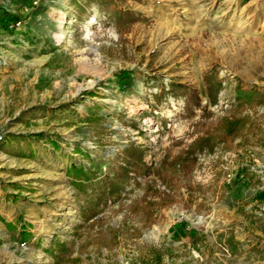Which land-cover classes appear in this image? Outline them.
<instances>
[{
  "label": "rangeland",
  "instance_id": "rangeland-1",
  "mask_svg": "<svg viewBox=\"0 0 264 264\" xmlns=\"http://www.w3.org/2000/svg\"><path fill=\"white\" fill-rule=\"evenodd\" d=\"M0 264H264V0H0Z\"/></svg>",
  "mask_w": 264,
  "mask_h": 264
},
{
  "label": "trees",
  "instance_id": "trees-1",
  "mask_svg": "<svg viewBox=\"0 0 264 264\" xmlns=\"http://www.w3.org/2000/svg\"><path fill=\"white\" fill-rule=\"evenodd\" d=\"M3 14L8 17L7 23L3 25L5 30L13 32L18 24L21 22L20 18L15 15H9L6 12ZM208 83V97L211 102L215 101V96L218 91V83L212 82L207 79ZM172 88H175L172 86ZM188 100L191 101L194 105H199V98L197 92L192 90L188 93ZM241 119H222L220 124L216 127L224 131L225 136H234L238 132V125ZM214 144L213 136L207 134L205 136H199L194 139L186 149L181 153L176 155L172 159L173 164H178L179 166H186L190 161H194V154L197 150L208 148L212 149ZM126 155L125 166H122L114 172L112 177H106L104 182L98 186L94 192V200L92 203H88L83 210L81 211L82 215L86 216V213L90 209L98 205L102 207L106 206L112 197L123 189L126 182L129 181L133 176L139 175L141 170L145 169V163L142 161V151L132 143L124 149ZM68 173L73 178V185L77 187L79 191H85L88 183L91 182L96 174L92 170L86 169L83 165H71ZM97 211L92 210L91 218L97 215Z\"/></svg>",
  "mask_w": 264,
  "mask_h": 264
},
{
  "label": "crops",
  "instance_id": "crops-1",
  "mask_svg": "<svg viewBox=\"0 0 264 264\" xmlns=\"http://www.w3.org/2000/svg\"><path fill=\"white\" fill-rule=\"evenodd\" d=\"M96 3H103L105 0H95Z\"/></svg>",
  "mask_w": 264,
  "mask_h": 264
},
{
  "label": "bare ground",
  "instance_id": "bare-ground-1",
  "mask_svg": "<svg viewBox=\"0 0 264 264\" xmlns=\"http://www.w3.org/2000/svg\"><path fill=\"white\" fill-rule=\"evenodd\" d=\"M60 38L63 39L64 38V35L62 34ZM90 54L93 55L94 52L92 51Z\"/></svg>",
  "mask_w": 264,
  "mask_h": 264
}]
</instances>
